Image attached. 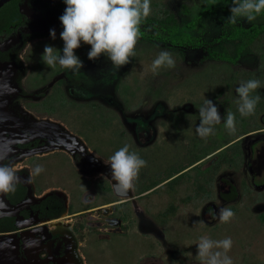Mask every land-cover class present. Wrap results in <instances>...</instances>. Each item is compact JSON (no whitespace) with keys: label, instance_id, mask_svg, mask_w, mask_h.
I'll return each mask as SVG.
<instances>
[{"label":"rangeland","instance_id":"rangeland-1","mask_svg":"<svg viewBox=\"0 0 264 264\" xmlns=\"http://www.w3.org/2000/svg\"><path fill=\"white\" fill-rule=\"evenodd\" d=\"M227 3L151 0L152 12L141 29L157 38L139 39L131 63L114 69L104 56L90 61V46L82 44L76 55L85 67L73 73L42 61L46 44L63 48L59 18L66 4L64 0L40 1L60 28L55 40L49 37L25 47L23 68L28 76L24 85L28 90L35 85L46 89L47 98L38 105L48 117L80 135L94 153L109 159L128 144L130 151L147 162L134 190L144 192L138 199L142 217L137 221L128 216L125 228L130 227L129 233L87 239L94 264H200L197 244L201 236L230 237L233 245L228 255L233 264H264L263 81L252 94L261 97L254 115L241 117L236 104L241 82L256 79L255 73L264 79V36L251 53L236 60L232 57L236 40L209 43L227 22L229 10L220 8ZM206 8L211 9L193 23L192 17ZM168 14L177 19L181 31L215 45L212 57L201 48L176 47L160 40L169 33L160 23ZM192 23L191 30L185 28ZM260 23L264 17L251 23L238 19L236 24ZM164 50L172 54L175 67L153 73L152 62ZM60 75L66 81L57 80ZM67 82L72 83L71 90ZM206 99L216 104L222 118L227 111L235 114V134L229 135L222 119L207 140L198 136L199 109ZM224 207L235 213L227 224L218 219Z\"/></svg>","mask_w":264,"mask_h":264},{"label":"flooded vegetation","instance_id":"flooded-vegetation-1","mask_svg":"<svg viewBox=\"0 0 264 264\" xmlns=\"http://www.w3.org/2000/svg\"><path fill=\"white\" fill-rule=\"evenodd\" d=\"M40 1L7 0L0 7V128L5 132L0 155H8L3 163L20 165L16 191L0 196V240L5 241L3 252H10L9 264H94L87 239L129 233L125 221L142 217L138 199L144 192L138 188L119 195L108 158L48 117L38 105L46 100V89L24 85L25 47L60 28ZM60 79L66 81L64 75ZM67 83V89L73 87ZM37 165L45 171L29 180Z\"/></svg>","mask_w":264,"mask_h":264},{"label":"clouds","instance_id":"clouds-1","mask_svg":"<svg viewBox=\"0 0 264 264\" xmlns=\"http://www.w3.org/2000/svg\"><path fill=\"white\" fill-rule=\"evenodd\" d=\"M66 8L60 16L63 30L60 39L63 48L57 49L52 44H46L42 53V61L50 68L59 64L62 68L79 73L85 67L76 51L84 45H89L87 53L90 61H95L101 56L111 62L114 69H119L131 63V58L136 56V48L142 35L141 24L151 12V0H64ZM233 6L225 18L228 23L236 24L238 19H245L251 23L257 16L264 13V0H232ZM52 40L56 39L55 29L50 30ZM174 68L175 60L172 54L161 51L153 60L151 71L158 73L161 68ZM261 87L259 79L241 82L236 89L238 99L237 109L241 117L255 114L261 97L253 96ZM200 123L196 132L201 139L207 140L215 134V126L224 119V127L229 135L236 133V116L232 111H227L221 117L216 104L206 99L199 109ZM8 158L7 154L0 155V196L16 191L20 183L18 163H3ZM111 169V181L114 190L121 196H126L135 190V182L139 178L142 168L147 162L135 151H130V146L125 144L118 149L106 162ZM45 169L37 165L30 171L29 180L44 172ZM102 178L104 174H101ZM235 217L231 207L221 208L218 219L227 224ZM202 224L203 222H198ZM233 241L230 237L213 240L201 236L197 244V258L200 264H233L228 255Z\"/></svg>","mask_w":264,"mask_h":264},{"label":"trees","instance_id":"trees-1","mask_svg":"<svg viewBox=\"0 0 264 264\" xmlns=\"http://www.w3.org/2000/svg\"><path fill=\"white\" fill-rule=\"evenodd\" d=\"M223 1L228 3L220 6V8L224 10H229L230 7L233 6L232 0H223ZM210 9L211 8L203 9L194 17H192L193 23H195L196 20L201 18ZM257 17H264V13H261ZM144 22L145 20L141 24L142 28L144 27ZM160 23L161 25H166L165 28H167L169 32L167 37L162 36L160 37V40L176 47L201 48L203 51L209 53L207 56L212 57V53H214L215 50V45L214 46L208 45L204 43V41H201V39L195 36L193 37L188 31H181L179 26L177 25L178 21L173 15L171 14L166 15V18L161 19ZM193 23L185 25V28L191 30L194 25ZM141 33L142 35L140 39L151 41L153 40V38L154 39L157 38L155 37V35H152L150 33H144L142 29H141ZM263 36H264V23H260L259 25L254 24L248 27H242L241 25L224 22L221 24L220 35L208 42L212 44L216 41H219V39L226 41L236 40L237 43L233 51L234 53L232 54L233 59L236 60L241 56L251 53L255 45L258 43V41L261 40ZM255 74H256V79H259L264 83V79H262V76L258 75V73Z\"/></svg>","mask_w":264,"mask_h":264},{"label":"water","instance_id":"water-1","mask_svg":"<svg viewBox=\"0 0 264 264\" xmlns=\"http://www.w3.org/2000/svg\"><path fill=\"white\" fill-rule=\"evenodd\" d=\"M7 0H0V7L6 2ZM53 83H51L49 85V87L52 86ZM0 120H2V118L0 117ZM54 125V124H53ZM4 133L1 128H0V147H2V145H4L5 139H4ZM49 135L52 136L53 134L49 132ZM54 137V136H52ZM75 141H78V139L74 136H71ZM50 144H56L57 141L52 140L51 138H49L48 141ZM56 145H53L52 148H55ZM110 169V168H109ZM214 210V208H213ZM6 248L5 246V241L4 240H0V264H9V260H10V252H3V250Z\"/></svg>","mask_w":264,"mask_h":264}]
</instances>
